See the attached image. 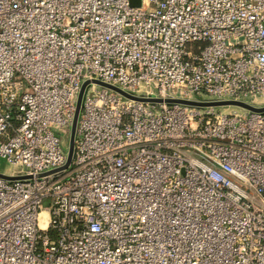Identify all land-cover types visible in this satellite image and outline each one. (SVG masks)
<instances>
[{"label": "built area", "instance_id": "obj_1", "mask_svg": "<svg viewBox=\"0 0 264 264\" xmlns=\"http://www.w3.org/2000/svg\"><path fill=\"white\" fill-rule=\"evenodd\" d=\"M0 158V264H264V0H0Z\"/></svg>", "mask_w": 264, "mask_h": 264}, {"label": "water", "instance_id": "obj_2", "mask_svg": "<svg viewBox=\"0 0 264 264\" xmlns=\"http://www.w3.org/2000/svg\"><path fill=\"white\" fill-rule=\"evenodd\" d=\"M140 0H131V4L133 5H139ZM96 83L103 85L105 87H108L112 90H115L116 92L126 96V97H134L131 96L130 94L122 91L121 89H119L116 86L107 84V83H103L101 81H96ZM136 98V97H134ZM152 101H160V99H150ZM167 101L173 102V101H177V102H183V103H191V102H186L185 100H178V99H167ZM192 104V103H191ZM215 104L217 105H239V106H243V107H247V108H251V106L243 103V102H237V101H224V102H216ZM77 115H78V110H75L71 125H70V132H69V144H68V154H67V161L66 163L63 165V168H66L68 166V164L71 161V157H72V152H73V141H74V136H75V129H76V124H77ZM1 177H5V178H13L11 176H7L4 174L0 173Z\"/></svg>", "mask_w": 264, "mask_h": 264}, {"label": "rangeland", "instance_id": "obj_3", "mask_svg": "<svg viewBox=\"0 0 264 264\" xmlns=\"http://www.w3.org/2000/svg\"><path fill=\"white\" fill-rule=\"evenodd\" d=\"M90 83H91L90 80L84 81L81 84L80 90H79V92H78V94L76 96L75 105H76V109L78 110V113H79L80 108L82 106V103H83V99H84V95L86 93V90L89 88ZM237 109L238 108L236 106H233V105H223V106H220V110L222 112H224V113H228V112H231V111H234V110H237ZM77 118H78V115H77ZM59 136L61 138V142H62V144L64 146L65 152L68 154L69 135L60 134ZM66 161H67V159H66ZM15 169H16V167L10 165L5 160H3V159L0 158V172L9 174L13 170H15ZM47 204L48 203L46 201H44V204L43 205L46 206Z\"/></svg>", "mask_w": 264, "mask_h": 264}]
</instances>
